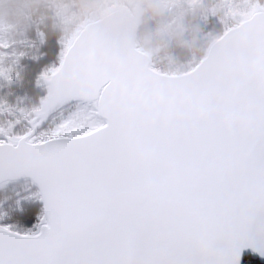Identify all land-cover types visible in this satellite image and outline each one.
Returning <instances> with one entry per match:
<instances>
[{"label":"snow or ice","instance_id":"snow-or-ice-1","mask_svg":"<svg viewBox=\"0 0 264 264\" xmlns=\"http://www.w3.org/2000/svg\"><path fill=\"white\" fill-rule=\"evenodd\" d=\"M255 79L264 92V71ZM101 92L104 99L71 102L97 112L87 129L65 134V121L53 136L35 138L0 127V182L41 172L64 181L41 197L37 231L0 224V264H244L249 250L264 257V170L253 168L264 154V119L228 117L171 90L149 97L104 84ZM211 120L229 138L247 136L248 146L187 160L172 153L170 141ZM156 128L169 142L146 139Z\"/></svg>","mask_w":264,"mask_h":264},{"label":"water","instance_id":"water-1","mask_svg":"<svg viewBox=\"0 0 264 264\" xmlns=\"http://www.w3.org/2000/svg\"><path fill=\"white\" fill-rule=\"evenodd\" d=\"M143 15V8L139 5L132 10L114 5L98 20H85L81 24L65 50L63 63L61 60L58 66L62 71L51 81H44L47 93L38 109L39 114L36 113L33 119L35 128L29 123L27 133L34 132L36 136L57 112L75 104L72 101L97 95L104 99L101 92L104 84L149 97L171 90L183 100L217 109L228 117L264 119V92L255 79L256 73L264 71L263 6L256 5L246 19L223 32L209 45L200 63L181 75L156 70L152 55L138 46ZM176 110L181 111L179 105ZM145 136L149 142H169L168 133L163 128L152 129ZM169 143L175 156L187 160L195 153L209 149L224 155L238 153L248 146L249 139L239 131L229 138L220 120H211L194 124L187 136ZM256 163H264V154L254 158L253 165ZM20 182H30L37 189L43 216L46 207L41 197L64 183L58 175L41 172L35 177L7 178L0 182V188ZM248 255L264 263V257L253 255L251 250L245 253V257Z\"/></svg>","mask_w":264,"mask_h":264},{"label":"rangeland","instance_id":"rangeland-1","mask_svg":"<svg viewBox=\"0 0 264 264\" xmlns=\"http://www.w3.org/2000/svg\"><path fill=\"white\" fill-rule=\"evenodd\" d=\"M202 1L204 3V0H64L62 4L54 5L57 8H70V12L58 15L56 11H51L55 29L60 35L61 49L57 62L46 67L37 79V89L46 96L45 75L50 76L52 70L58 68L66 48L73 41L81 24L85 20H98L111 6L123 5L132 10L140 4L144 12L142 25L147 23L149 27L147 26L146 38L142 37L137 44L152 55L154 68L168 75L185 74L200 63L203 56L201 59L198 58V53L201 51L200 45L204 42L202 40L200 43V39L202 36L209 37L216 25L223 24L226 31L246 19L256 5L264 7V0H212L205 8L200 6ZM143 2L146 6H143ZM169 6L171 10L165 12L162 20L157 17L155 20L150 19L153 16L151 9H163ZM177 21L181 24V33L162 35L163 24L174 26ZM39 27L33 26L23 35L13 34L6 39H0V89L15 84L18 73L26 62L42 58ZM3 30L0 28V31ZM181 51L186 53L182 54ZM42 101L37 106L29 100L24 105L22 102H0L2 106L0 127L8 129L12 126V135L23 136L30 130L29 122L36 116L33 110L39 109ZM65 121L68 125L61 128V131L70 134L75 128L87 129L95 124L97 113L92 106L82 103L72 104L57 112L49 123L38 131L35 138L53 136L56 134L57 126ZM33 205L39 207L40 214L32 228L22 230L12 222V217L25 207ZM42 217L39 193L30 182H20L0 188V218H2L0 224L10 225L21 232L37 231V225Z\"/></svg>","mask_w":264,"mask_h":264},{"label":"trees","instance_id":"trees-1","mask_svg":"<svg viewBox=\"0 0 264 264\" xmlns=\"http://www.w3.org/2000/svg\"><path fill=\"white\" fill-rule=\"evenodd\" d=\"M201 1V0H198ZM212 0H204L201 5L205 8L209 2ZM177 2V1H176ZM178 4L184 5L181 2ZM140 5V4H138ZM143 6H146L143 2ZM151 20H155L156 17H150ZM148 21V19H146ZM147 24V23H146ZM143 23L141 26L137 43H140L142 37L146 38L147 26ZM149 27V26H148ZM39 34L42 39V46L40 48V53L42 58L37 61H28L23 65L18 73V77L15 80V84L9 85L8 87L0 89V102L16 103L22 102L23 105L29 101H32L36 106L39 105L40 101L45 97L44 93L37 89L36 82L39 76L42 74L43 70L49 65L56 63L59 53H60V35L55 29L54 19L52 17L51 11L47 13V18L44 19L43 23L39 27ZM225 31V26L223 24H218L215 26V30L209 37L202 36L204 41L200 47L201 51L198 53V58L203 56L212 41L218 39ZM140 45V44H139ZM182 54L186 51H181ZM183 56V55H181ZM202 57V59H203ZM40 214V209L37 205L25 207L18 214L12 217V222L17 225L22 230H29L33 227L37 217ZM244 264H264L258 259L254 258L252 255H248L244 259Z\"/></svg>","mask_w":264,"mask_h":264},{"label":"clouds","instance_id":"clouds-1","mask_svg":"<svg viewBox=\"0 0 264 264\" xmlns=\"http://www.w3.org/2000/svg\"><path fill=\"white\" fill-rule=\"evenodd\" d=\"M64 0H0V39H6L13 34L23 35L33 26H40L47 13L56 11L58 15L70 12V8L54 7L60 5ZM168 8H153L151 12L154 17L162 20L165 12L170 11ZM182 32L179 21L174 26L162 25V35H175ZM162 46V45H158ZM254 170H264V163H256L253 165Z\"/></svg>","mask_w":264,"mask_h":264}]
</instances>
